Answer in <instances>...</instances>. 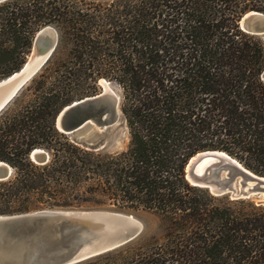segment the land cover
<instances>
[{"label":"trees","instance_id":"trees-1","mask_svg":"<svg viewBox=\"0 0 264 264\" xmlns=\"http://www.w3.org/2000/svg\"><path fill=\"white\" fill-rule=\"evenodd\" d=\"M263 4L1 2L0 79L23 65L42 27L56 30L57 44L0 112V161L12 169L0 181V215L142 209L163 227L158 241L136 237L76 264H264V206L184 179L187 160L201 151H222L264 177V46L238 26ZM100 77L121 92L128 142L118 153L85 150L54 127L57 113ZM33 149L51 152L48 161L34 164ZM11 203L24 206L12 211Z\"/></svg>","mask_w":264,"mask_h":264},{"label":"water","instance_id":"water-1","mask_svg":"<svg viewBox=\"0 0 264 264\" xmlns=\"http://www.w3.org/2000/svg\"><path fill=\"white\" fill-rule=\"evenodd\" d=\"M3 1L6 0L0 3ZM238 26L245 34L262 36L264 13L248 11L240 17ZM56 43L54 28L45 26L35 32L23 65L0 79V112L47 62ZM99 84L97 94L65 105L54 118L56 130L71 135L91 151L106 149V132L117 125L120 117L119 96L107 82L101 80ZM91 131L100 136L92 141L84 139ZM29 159L42 165L47 154L33 149ZM11 172L0 161V181ZM184 179L213 196L250 200L264 206V177L245 169L222 151H201L191 156L185 164ZM141 230L142 225L131 215L108 210L39 209L0 215V264H76L125 245Z\"/></svg>","mask_w":264,"mask_h":264},{"label":"rangeland","instance_id":"rangeland-1","mask_svg":"<svg viewBox=\"0 0 264 264\" xmlns=\"http://www.w3.org/2000/svg\"><path fill=\"white\" fill-rule=\"evenodd\" d=\"M84 1L87 3H93V4H103L105 2H108L109 0H84ZM263 8H264V4H263ZM255 38H257L261 42V44L264 46V35L255 36ZM63 55H64V51L60 55V58H63ZM261 79L264 81V72L261 75ZM101 80L107 82L109 84V87L119 96L118 109L120 110V117H119V122L117 123V125L111 127L106 132V133H108V143L106 144V146H107L106 149H102L99 151H92V152H100L102 154H113V153H118V152L124 151L126 149L127 142H128V135H127V130H126V126H125V120H124L123 114L121 112V92H120L119 88L117 87V85L114 84L112 81H108L107 79L100 77L93 84L91 82H87L85 86H89V88L86 89V87H85L86 91H84L80 95L79 94L76 95L77 97L76 96L73 97L71 102L79 100L83 97H89V96L97 94L100 91L99 82ZM26 98L27 97H25L23 100H26ZM89 134H90L89 136H88V134L86 135L87 137L84 135V139L89 138L87 140L92 141L94 138L100 136V135L98 136L95 133H93V131H91V133H89ZM66 136L68 137L69 142L74 143V144L80 146L81 148H83L78 142H76L73 139V137L71 135H66ZM109 147H112V149ZM83 149H85V148H83ZM40 150H42V149H40ZM89 151H91V150H89ZM44 152L47 154V161H48L49 155L51 152H47V151H44ZM34 164L40 165L37 163H34ZM11 174H12V172H11ZM35 204L36 203L34 201H28L26 203V206L29 208H32L35 206ZM19 206L22 207V206H24V204L20 205L18 203H11L9 206V209L13 211V210L17 209ZM52 209H55V208H52ZM108 209H110V208H108ZM56 210L86 211V210H107V209L106 208L93 209L90 207L82 206V207H75V208H68V209L67 208L66 209L56 208ZM32 211H34V210H32ZM108 211L118 212V213H122V214H126V215H131L138 222H140V224L142 225V230H141L140 234L137 236L138 241H146V240H150V239H151V241H158L162 235L163 227L160 224L158 217L150 211H146V210H142V209L124 210V211L108 210ZM17 213H19V212H17ZM21 213H23V212H21ZM11 214H16V213H11ZM6 215H10V214H6Z\"/></svg>","mask_w":264,"mask_h":264},{"label":"bare ground","instance_id":"bare-ground-1","mask_svg":"<svg viewBox=\"0 0 264 264\" xmlns=\"http://www.w3.org/2000/svg\"><path fill=\"white\" fill-rule=\"evenodd\" d=\"M204 162H205V160H202L200 163H202V164H203Z\"/></svg>","mask_w":264,"mask_h":264}]
</instances>
